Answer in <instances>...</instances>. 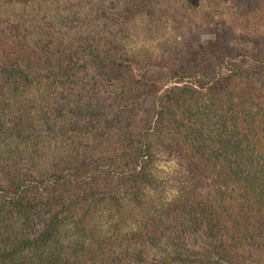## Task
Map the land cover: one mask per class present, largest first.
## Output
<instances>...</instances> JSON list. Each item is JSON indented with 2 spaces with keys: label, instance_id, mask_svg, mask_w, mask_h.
<instances>
[{
  "label": "trees",
  "instance_id": "16d2710c",
  "mask_svg": "<svg viewBox=\"0 0 264 264\" xmlns=\"http://www.w3.org/2000/svg\"><path fill=\"white\" fill-rule=\"evenodd\" d=\"M15 1L44 7L36 16L50 21L37 31L42 46L0 59V104L52 105L76 84L86 103L59 112L95 113L88 132L110 147L48 178L4 160L37 154L42 135L0 149V264H264V36L223 29L198 54L189 39L160 58L131 46L162 32L165 0H117L120 14L109 0ZM70 17L71 32H60ZM233 39L257 49L235 53ZM148 65L176 85H149L150 71L137 73ZM94 91L109 94L108 107L90 109ZM0 129L22 141L16 131L30 128ZM162 160L178 177H161Z\"/></svg>",
  "mask_w": 264,
  "mask_h": 264
},
{
  "label": "rangeland",
  "instance_id": "374dc122",
  "mask_svg": "<svg viewBox=\"0 0 264 264\" xmlns=\"http://www.w3.org/2000/svg\"><path fill=\"white\" fill-rule=\"evenodd\" d=\"M165 1L169 5L165 8L167 13L160 16L164 21H167L162 32L156 34L154 39H149L143 33L131 46L135 51L149 50L160 58H168L178 43L185 42L186 45L189 39H192V41L194 40L192 42L193 49L195 54H198L215 40V33L223 29L230 30L232 33L236 31L237 35L246 37L264 36V0ZM113 3L118 5L117 0H109V4ZM38 7L27 6L15 0H0V45L2 46V48L0 47V59H8L10 54L11 57H16L13 53L18 52L21 47L29 49L35 44L42 46L43 37H40L37 31L40 27L46 28L50 19L47 16L46 20H40L44 16L37 18L39 17L36 16L37 13L44 14V7L42 10H39ZM117 9L116 12L120 14L119 5ZM78 12L80 14H76L75 17L82 19L81 10L78 9ZM175 14L178 16V20L185 17L182 21L186 22L177 24V19L173 18ZM179 15L182 17L180 18ZM150 16L154 17V13L150 12ZM75 17L66 19V22L58 27L59 31L71 32L73 25L69 21L73 20L72 18L76 19ZM143 23L140 19L139 27L145 28ZM174 24L179 27V30L174 28ZM247 24H249V28L245 29ZM140 42H143L145 46L137 48L136 45ZM228 43L235 53H250L257 49L254 44L243 39L229 40ZM137 69L138 77L150 71L149 85H156L161 89H168L176 85L174 81L169 80V73L163 67L148 65L143 66L142 70ZM58 92V95L53 96L52 105L32 97L11 101L10 104L6 100V105L0 104V123L6 121V126L10 130L17 125L30 128L27 131H16L17 137L19 135L26 136L22 141L19 140L20 138L15 141V136L12 133L9 137L3 129H0V149L9 146L16 147L15 142L21 146V144L33 140V137L37 135L44 137V142L40 145L37 154L20 153L15 157L12 156L13 158L5 157L4 160L9 161L12 169L22 173L33 171L37 175H42L43 178H48L54 174L67 173L72 167L91 163L99 157L105 156L103 151L110 147L109 143L100 146L101 140L98 135L88 132L92 129L95 113L86 111L81 115L66 114V116H62L59 112L61 105L70 103L75 98L81 103H86L79 97V86L76 84L65 86ZM108 96L109 94L101 95L94 91L90 96V109L108 107L110 103L106 101V98H110ZM27 146L31 147L29 144ZM2 157L0 155V159H3ZM157 167L161 171V177H172L173 180L174 177H178L176 174L178 167L173 162L165 163L162 160L157 163ZM104 168L105 166H100V169ZM173 184L175 185L174 181ZM176 191L177 187L173 186L169 195H175Z\"/></svg>",
  "mask_w": 264,
  "mask_h": 264
},
{
  "label": "clouds",
  "instance_id": "9594fccd",
  "mask_svg": "<svg viewBox=\"0 0 264 264\" xmlns=\"http://www.w3.org/2000/svg\"><path fill=\"white\" fill-rule=\"evenodd\" d=\"M141 46H145V45H143V42H140V43H138V44L136 45L137 48H138V47H141Z\"/></svg>",
  "mask_w": 264,
  "mask_h": 264
}]
</instances>
